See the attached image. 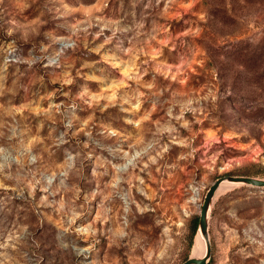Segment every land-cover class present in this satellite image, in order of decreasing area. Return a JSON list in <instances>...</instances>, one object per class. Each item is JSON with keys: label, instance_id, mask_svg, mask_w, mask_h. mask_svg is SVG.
Masks as SVG:
<instances>
[{"label": "rangeland", "instance_id": "obj_1", "mask_svg": "<svg viewBox=\"0 0 264 264\" xmlns=\"http://www.w3.org/2000/svg\"><path fill=\"white\" fill-rule=\"evenodd\" d=\"M224 176L264 180V0H0V264H183ZM210 239L264 264V189Z\"/></svg>", "mask_w": 264, "mask_h": 264}, {"label": "water", "instance_id": "obj_2", "mask_svg": "<svg viewBox=\"0 0 264 264\" xmlns=\"http://www.w3.org/2000/svg\"><path fill=\"white\" fill-rule=\"evenodd\" d=\"M223 185L232 187H253L264 189V180L246 176H224L219 178L208 190L204 202L202 204L197 236L200 234L206 245V254L203 258L197 259L190 257L183 264H208L212 255V245L210 239V217L212 208ZM197 238V237H196Z\"/></svg>", "mask_w": 264, "mask_h": 264}, {"label": "bare ground", "instance_id": "obj_3", "mask_svg": "<svg viewBox=\"0 0 264 264\" xmlns=\"http://www.w3.org/2000/svg\"><path fill=\"white\" fill-rule=\"evenodd\" d=\"M231 186L223 185L221 187L220 192L229 190ZM219 192V193H220ZM206 254V245L205 242L202 240L200 234L196 238L195 246L193 248V258L201 259L205 256Z\"/></svg>", "mask_w": 264, "mask_h": 264}, {"label": "trees", "instance_id": "obj_4", "mask_svg": "<svg viewBox=\"0 0 264 264\" xmlns=\"http://www.w3.org/2000/svg\"><path fill=\"white\" fill-rule=\"evenodd\" d=\"M197 225H198V222H196L195 226L193 227L192 236H191V243L193 242L194 237H195V235L197 233Z\"/></svg>", "mask_w": 264, "mask_h": 264}]
</instances>
